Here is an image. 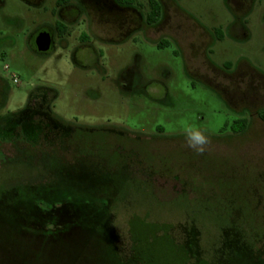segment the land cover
I'll return each mask as SVG.
<instances>
[{"label": "rangeland", "instance_id": "rangeland-1", "mask_svg": "<svg viewBox=\"0 0 264 264\" xmlns=\"http://www.w3.org/2000/svg\"><path fill=\"white\" fill-rule=\"evenodd\" d=\"M57 1L0 0V136L42 103L72 130L58 152L0 137V264H264V0H157L152 25L148 0ZM61 161L110 201L40 204Z\"/></svg>", "mask_w": 264, "mask_h": 264}, {"label": "trees", "instance_id": "trees-1", "mask_svg": "<svg viewBox=\"0 0 264 264\" xmlns=\"http://www.w3.org/2000/svg\"><path fill=\"white\" fill-rule=\"evenodd\" d=\"M121 4H132L134 0H117ZM67 0H58L57 4L62 5L66 3ZM149 11L146 14V23L152 25L156 23L161 15V6L157 0H148ZM57 30L59 33H64L65 30L61 28L59 25L57 26ZM162 43H160L161 45ZM27 105L22 110L18 111L16 114H11L8 117L4 118V122H6V128L4 129V135L0 136L2 139H10L12 137H17L21 139L23 142H27L29 145L28 148L24 150V152L29 153L30 149L39 148L43 150V148H52L54 151L64 150V145L62 143L66 141L72 132V130L68 131V127L65 126L63 123L58 121L55 117L50 115L48 111L44 109L43 112H38L34 114L32 112H28ZM14 124L18 128V133L14 131ZM232 128H234L235 132H241L246 127V120L245 119H238L231 124ZM65 139V140H64ZM55 178L53 177L50 182L54 183L50 188L45 189L42 191V194L37 193L36 190L28 191L29 193H33L32 195H37L38 202L40 204H44L46 201L45 198L53 196V195H60L65 194L67 196H81L82 198H96L107 204L110 201V196L107 194L108 191L100 189H95L94 181L92 180V186L85 187L83 184L80 183H72L70 182L65 173L68 172L67 164H64L63 161L55 164ZM87 183V182H86ZM92 188V189H91ZM152 223L153 228L156 230L153 231V237L157 236L162 238L163 246L165 253L169 254H178L182 253L181 248H177V246L168 238L167 232L158 225ZM133 229H130V237L132 238V253L135 256L136 260L140 258L143 254V247L141 246L140 238L137 234L132 235L131 232ZM163 231V232H162ZM225 244V241H224ZM223 244V246H224ZM251 248V247H250ZM223 249V248H222ZM249 249V248H248ZM252 253V252H251ZM224 255V252L221 251V255ZM138 257V259H137ZM133 260V259H132ZM135 261V260H134ZM201 263L205 264V262L201 261Z\"/></svg>", "mask_w": 264, "mask_h": 264}, {"label": "clouds", "instance_id": "clouds-1", "mask_svg": "<svg viewBox=\"0 0 264 264\" xmlns=\"http://www.w3.org/2000/svg\"><path fill=\"white\" fill-rule=\"evenodd\" d=\"M188 147L197 153H203L204 146L208 143V136L205 132L195 126H185L182 129Z\"/></svg>", "mask_w": 264, "mask_h": 264}, {"label": "water", "instance_id": "water-1", "mask_svg": "<svg viewBox=\"0 0 264 264\" xmlns=\"http://www.w3.org/2000/svg\"><path fill=\"white\" fill-rule=\"evenodd\" d=\"M51 35L47 31H40L35 37L36 49L39 52L47 51L50 47Z\"/></svg>", "mask_w": 264, "mask_h": 264}, {"label": "flooded vegetation", "instance_id": "flooded-vegetation-1", "mask_svg": "<svg viewBox=\"0 0 264 264\" xmlns=\"http://www.w3.org/2000/svg\"><path fill=\"white\" fill-rule=\"evenodd\" d=\"M252 82H259L258 80H252ZM44 99V98H43ZM44 102V101H43ZM42 107H43V103L42 104H40V105H37V106H31V105H29V107H28V112H32V113H34V114H37L38 112H43L44 110H41L42 109ZM261 121H262V119L259 117V115L257 116ZM263 122V121H262ZM16 129L18 130V128H17V126H15V124H14V131H16ZM69 130H71L70 128L68 129V131Z\"/></svg>", "mask_w": 264, "mask_h": 264}, {"label": "built area", "instance_id": "built-area-1", "mask_svg": "<svg viewBox=\"0 0 264 264\" xmlns=\"http://www.w3.org/2000/svg\"><path fill=\"white\" fill-rule=\"evenodd\" d=\"M12 80H13L14 83H17V79H16V77L14 75H12Z\"/></svg>", "mask_w": 264, "mask_h": 264}]
</instances>
